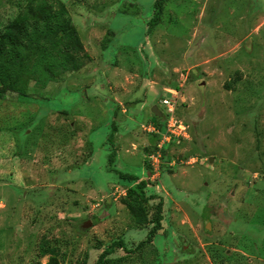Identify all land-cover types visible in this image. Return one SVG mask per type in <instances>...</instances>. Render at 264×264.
I'll return each mask as SVG.
<instances>
[{
    "label": "rangeland",
    "instance_id": "rangeland-1",
    "mask_svg": "<svg viewBox=\"0 0 264 264\" xmlns=\"http://www.w3.org/2000/svg\"><path fill=\"white\" fill-rule=\"evenodd\" d=\"M59 1L77 68L0 98V264H96L118 240L109 264H264V0H164L150 31L154 0ZM24 2L0 0V31ZM114 171L147 181L144 218Z\"/></svg>",
    "mask_w": 264,
    "mask_h": 264
},
{
    "label": "trees",
    "instance_id": "trees-1",
    "mask_svg": "<svg viewBox=\"0 0 264 264\" xmlns=\"http://www.w3.org/2000/svg\"><path fill=\"white\" fill-rule=\"evenodd\" d=\"M163 2L164 0L153 1V12L147 20V31L158 24ZM54 4L56 6L53 8ZM76 46L79 47L80 42L70 26V18L62 2L25 0L22 8L0 31V98L7 92L29 96V91L42 89L48 83L60 79L64 71L77 68L78 63L73 61L75 58L70 52V48ZM114 172L126 181H136L133 175ZM146 182H135L126 189L123 202L135 219L144 218L145 203L149 197H154L153 194L145 195ZM154 208L152 225L139 245L151 240L154 232L160 228V199ZM114 246L124 248L121 240L113 242L100 253L96 264H109L110 259L106 255ZM41 254H48L45 264H60L52 249L45 248Z\"/></svg>",
    "mask_w": 264,
    "mask_h": 264
},
{
    "label": "built area",
    "instance_id": "built-area-1",
    "mask_svg": "<svg viewBox=\"0 0 264 264\" xmlns=\"http://www.w3.org/2000/svg\"><path fill=\"white\" fill-rule=\"evenodd\" d=\"M160 103L162 104L163 108L165 109V112L168 113L167 122L171 121V120H175L174 118L171 117V115L173 113V110H174V104H175L174 98L172 96H170L169 98L164 97V98H162L160 100ZM169 123L170 122H168L167 127L172 126L174 124L176 126V128L179 130V132H182L183 133L182 135H184L185 132H184L183 126L181 125L180 122H174L173 121V123H170V124ZM168 130H171V129L167 128L165 130V132L160 133V138H159L158 142L156 143L157 151H160L162 146L164 145V143L169 141V139L167 138V135H168V133H173V132L172 131H168ZM152 131L158 132L159 130L158 129H153ZM152 159H153V155H152ZM154 161H156V163H157V159L156 158L153 159L152 163H154Z\"/></svg>",
    "mask_w": 264,
    "mask_h": 264
},
{
    "label": "water",
    "instance_id": "water-1",
    "mask_svg": "<svg viewBox=\"0 0 264 264\" xmlns=\"http://www.w3.org/2000/svg\"><path fill=\"white\" fill-rule=\"evenodd\" d=\"M151 112H153L156 115L160 114L159 110L154 105L151 107ZM263 179H264V176H263ZM91 225H92V222L89 219H87V220H85L84 222L81 223V226L83 228H86V227L91 226Z\"/></svg>",
    "mask_w": 264,
    "mask_h": 264
}]
</instances>
